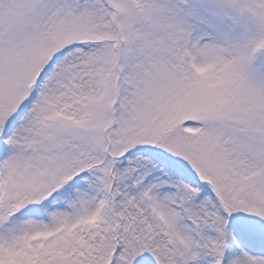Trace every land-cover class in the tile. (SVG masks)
Segmentation results:
<instances>
[{"label": "snow or ice", "instance_id": "6c2138e0", "mask_svg": "<svg viewBox=\"0 0 264 264\" xmlns=\"http://www.w3.org/2000/svg\"><path fill=\"white\" fill-rule=\"evenodd\" d=\"M0 264H264V0H0Z\"/></svg>", "mask_w": 264, "mask_h": 264}]
</instances>
